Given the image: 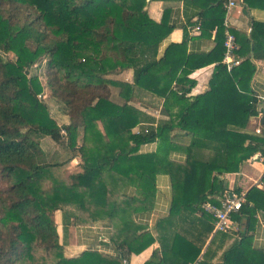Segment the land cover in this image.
Returning a JSON list of instances; mask_svg holds the SVG:
<instances>
[{
	"label": "trees",
	"instance_id": "16d2710c",
	"mask_svg": "<svg viewBox=\"0 0 264 264\" xmlns=\"http://www.w3.org/2000/svg\"><path fill=\"white\" fill-rule=\"evenodd\" d=\"M225 1L207 0L199 13L200 36L215 31L208 52L188 51L183 28V40L159 56L173 27L167 11L150 18L146 0H0V264H124L155 241L144 264H213L215 257L214 264H264V251L252 245L256 213L264 219V175L232 216L237 227L213 234L201 208L218 206L228 191L224 176L258 161L264 147L249 129L264 116L251 87L254 61L264 60V25L253 24L250 55L228 71ZM39 61L41 73L30 76ZM209 65L208 89L190 95V75ZM111 87L122 104L110 100ZM42 96L62 106L68 124L49 116ZM44 138L67 156L44 151ZM154 142L155 152L140 153ZM77 158L81 172L68 173ZM159 174L168 176L171 198L154 237L134 216L150 210ZM56 212L68 226L108 219L117 256L66 257Z\"/></svg>",
	"mask_w": 264,
	"mask_h": 264
},
{
	"label": "crops",
	"instance_id": "0c3cea01",
	"mask_svg": "<svg viewBox=\"0 0 264 264\" xmlns=\"http://www.w3.org/2000/svg\"><path fill=\"white\" fill-rule=\"evenodd\" d=\"M206 1L207 0H146L147 5L145 9L149 17L158 22L162 18L164 11H167L168 22L173 27L170 34L162 40L159 45V56L169 44L180 43L183 40V28H185L190 39L187 45L188 51L206 53L214 46L213 39L215 31L212 30L208 32L209 38H202L200 36L201 29L197 24L199 13ZM233 1L234 5L228 10H225L224 26L233 34L236 42L235 55L241 60L250 55V34L253 24L259 23L264 25V0ZM197 27L199 30L195 31ZM254 64L256 66V71L252 78L251 87L255 96L260 100H264V60H255ZM212 71L213 65H209L196 70L190 75V78L196 82L190 95H197L208 89V81ZM257 117L250 120L249 129L257 127ZM157 118H160V116L157 115ZM157 146L158 144L156 142L144 145L140 148V153H153L156 151ZM172 157L176 159L182 158V156L177 153L173 154ZM79 163L80 161L78 158L72 160L66 168V171H69L68 173L81 172V168L78 166ZM263 175L264 164L257 161H254L253 163H245L241 167L239 173L227 174L224 176L228 190L226 192L237 193L238 191L236 190H240L239 192L246 193L252 186H260L257 184L260 182ZM125 194L127 196H132L134 194V189L127 187L125 189ZM170 198L171 190L168 176L163 174L157 175L156 188L150 210L137 213L134 216V220L147 227L151 234L156 237V223L168 214ZM258 214L259 213H256L255 215V229L252 237V245L254 248L262 249L264 251V219H259ZM54 220L59 241L64 247V254L66 257H76L85 251H96L111 257L117 256L118 251L110 242L112 237V226L108 219L96 221L89 226H68L63 215L60 212H56ZM244 225L245 221L243 220L241 227L243 228ZM232 227H237V224L234 223ZM158 248L159 244L155 241L141 253L137 255L131 254L127 260L124 261V264H144L150 258L153 251ZM202 254L203 252L201 255ZM216 262L217 259L215 257L213 264Z\"/></svg>",
	"mask_w": 264,
	"mask_h": 264
},
{
	"label": "built area",
	"instance_id": "2783aa9c",
	"mask_svg": "<svg viewBox=\"0 0 264 264\" xmlns=\"http://www.w3.org/2000/svg\"><path fill=\"white\" fill-rule=\"evenodd\" d=\"M234 5L233 0H227L224 4V9L228 10ZM197 27L195 31H198ZM225 54L223 58V63L226 65V69L230 71L233 67L240 63V59L235 57L236 53V42L233 34L229 32L226 28L225 30V41H224ZM264 102V100H262ZM261 114L257 117V127L252 129V134L254 136H260L264 138V129L261 124ZM262 129V130H261ZM64 134V131H62ZM262 157L258 159L257 162L264 164V147L263 153L260 154ZM259 185V184H257ZM247 193V192H246ZM246 193H231L225 192L221 197L217 199L218 206L211 203H205L202 205V209L211 215L214 221V232L213 234L222 232L225 233L233 226L232 216L236 214L242 207V204L246 202ZM258 218L262 220L261 213L258 214Z\"/></svg>",
	"mask_w": 264,
	"mask_h": 264
},
{
	"label": "rangeland",
	"instance_id": "374dc122",
	"mask_svg": "<svg viewBox=\"0 0 264 264\" xmlns=\"http://www.w3.org/2000/svg\"><path fill=\"white\" fill-rule=\"evenodd\" d=\"M43 64H44L43 61H39L38 64L30 70L29 75L33 76V75L40 74L41 71H42ZM129 75L130 74H129L128 71H124V72L121 73V78L124 79V80H129L130 79ZM110 90H111L110 91V93H111L110 94L111 95L110 96V100H112L115 103L117 102L119 104H122V100L120 99V97L118 95V89L111 87ZM41 100L43 101V103L47 107V109L49 111V116L53 120H55L58 125H66L69 122L68 117L63 114L62 106L60 104L56 103L53 99H49V98H46L44 96L41 97ZM251 123H253V122H251ZM137 130L138 129H136V131ZM64 134H65V132H64ZM79 138H78V141H77L78 142V144H77L78 146L80 145L79 142L81 140ZM41 147H42V149L44 151L50 152V154H57V157L60 160H63L64 157L67 156V154L63 150V148L60 145L54 144L49 138H44L41 141ZM67 172H69V171H67Z\"/></svg>",
	"mask_w": 264,
	"mask_h": 264
},
{
	"label": "water",
	"instance_id": "95a60500",
	"mask_svg": "<svg viewBox=\"0 0 264 264\" xmlns=\"http://www.w3.org/2000/svg\"><path fill=\"white\" fill-rule=\"evenodd\" d=\"M262 106H263V104H260V107H262ZM263 120H264V116H262V118H261L262 123H263ZM120 257L122 258L121 255H120Z\"/></svg>",
	"mask_w": 264,
	"mask_h": 264
}]
</instances>
